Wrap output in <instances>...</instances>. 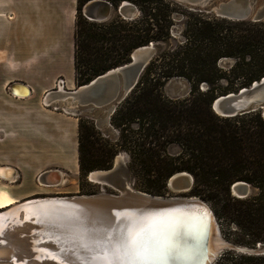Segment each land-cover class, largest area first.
<instances>
[{"label":"trees","instance_id":"1","mask_svg":"<svg viewBox=\"0 0 264 264\" xmlns=\"http://www.w3.org/2000/svg\"><path fill=\"white\" fill-rule=\"evenodd\" d=\"M89 1H77L76 72L81 52L92 57L78 83L87 84L129 63L140 47L154 44L157 55L112 117L111 125L119 135L116 143L95 124L79 123L80 171L108 169L123 151L133 171L153 179L150 188L166 189L173 175L186 172L194 179L191 193L204 201L219 200L226 218L250 238L249 247L264 244V118L256 112L223 118L212 108L218 97L237 93L264 77V23L233 22L186 9L184 39L174 44L175 7L182 9L178 3L106 0L115 8L130 2L140 16L133 21L118 17L108 24H90L82 13ZM223 59L235 60V65L224 71L219 67ZM174 78L191 85L186 98L165 96V85ZM204 83L206 91L201 90ZM170 146L179 147L180 153L168 154ZM240 181L259 193L247 199L234 197L231 187ZM247 260L264 263L263 257Z\"/></svg>","mask_w":264,"mask_h":264},{"label":"water","instance_id":"2","mask_svg":"<svg viewBox=\"0 0 264 264\" xmlns=\"http://www.w3.org/2000/svg\"><path fill=\"white\" fill-rule=\"evenodd\" d=\"M174 1L191 10L204 11L233 22H264V5L255 12L256 0ZM114 10L127 21H133L140 15L138 8L130 2H122L115 8L106 0L87 2L82 8V13L92 22L104 23L111 19ZM156 55L157 48L154 44L140 47L133 51L129 63L108 70L77 89L49 91L46 98L53 100L54 104L59 106L57 109L73 117L100 114L96 120L97 128L103 126L113 129L110 123L118 106L136 88ZM223 61L228 60L223 59L221 62ZM181 81V78H174L170 80L169 85L179 97L183 95V89L179 87V84L182 86ZM19 86L27 87L22 83L13 84L10 87L13 96L17 95L14 90ZM202 87V90H207L205 83ZM60 97H66V104L58 99ZM212 108L223 118H234L255 112L257 109H261L264 115V77L237 93L218 97ZM123 166L120 160L109 170L89 172V175L96 173L98 181L113 190L111 193L35 198L0 212V217L3 218L0 223V253L2 250L7 251L0 257V264H105L104 257L114 260L112 245L103 235H96V229H99L100 225L93 228L91 224L86 223L84 228L70 232L53 227L51 222L53 219L64 220L67 215L75 214L83 219L85 216L104 214L109 210L170 215L173 223L169 225V231L179 252L166 259L152 260L146 264H214L225 250L264 257V244L243 247L224 239L213 210L202 199L182 196L168 198L141 192L132 186ZM57 174V171L50 170L42 176L48 179L50 175ZM193 184V177L186 172L177 173L168 181V186L180 188L179 190H191ZM256 190L242 181L234 183L231 187L232 195L238 199H247ZM55 207L64 209L53 210ZM39 209L44 212V218L36 216ZM31 212L35 217L30 216ZM42 225H48V234L44 238L40 236ZM117 229L118 226L114 231ZM216 241L219 243L216 244Z\"/></svg>","mask_w":264,"mask_h":264},{"label":"crops","instance_id":"3","mask_svg":"<svg viewBox=\"0 0 264 264\" xmlns=\"http://www.w3.org/2000/svg\"><path fill=\"white\" fill-rule=\"evenodd\" d=\"M18 1H5L20 3L22 6L19 13L11 10L5 16L4 0H0V134L4 133V136L0 135V167L17 170L16 175L12 174L15 177L13 180L0 176V189H5L14 203L21 202L25 199L20 198L34 193L33 189H28L25 185L27 178L33 183L36 170H44L42 173L46 171L42 158V166H35V157L30 153L32 146L37 141L43 147V133L50 131L52 127L56 132L55 136H60L62 132L57 123L59 116L67 114L54 113L44 108L42 100L52 91L51 85L57 77L63 75L62 70L67 65L74 66L75 79L74 34L78 4V0H44L47 7L44 14H32L28 10L29 0ZM64 7L70 12V24L57 16ZM17 83L25 84L31 89L29 99L15 97L7 92L9 87ZM52 114L56 117H52ZM46 139L48 141L45 144L49 146L50 137ZM10 170L12 169L2 168L0 174ZM18 177L23 181L21 185L14 184Z\"/></svg>","mask_w":264,"mask_h":264},{"label":"rangeland","instance_id":"4","mask_svg":"<svg viewBox=\"0 0 264 264\" xmlns=\"http://www.w3.org/2000/svg\"><path fill=\"white\" fill-rule=\"evenodd\" d=\"M4 0L3 3V12L5 13V16H7L8 12L13 10L17 13H19V10L22 9V6L20 3H13V2H5ZM19 2L18 0H16ZM174 1V0H172ZM176 2V1H174ZM12 3V4H11ZM178 3V2H176ZM28 10L31 11V13L35 14H44L46 11V5L44 0H29L28 1ZM179 6H182L180 9L179 7H175L176 13L173 16L174 19V27L172 28V37L174 39V44H176L178 41H182L184 39V36L182 35L184 29H185V14H187V10L189 11H195L191 10L190 8L184 6L183 4L178 3ZM121 5V4H120ZM264 5V0H256L255 1V12L262 6ZM78 7V4H77ZM185 9V10H184ZM65 10V11H62ZM139 10V9H138ZM59 12V10H58ZM140 12V11H139ZM198 12V11H195ZM204 12V11H203ZM78 13V9H77ZM207 14L206 12H204ZM185 15V16H184ZM208 15V14H207ZM12 16V15H11ZM57 16L63 20L65 19V23L70 24V12L68 9L62 8L61 12L57 14ZM140 16V15H139ZM138 16V17H139ZM214 17V15H210ZM120 17L123 19L117 11H113L111 19L107 22L104 23H98V22H92L88 20V23L90 24H108L112 22L113 20L117 19ZM76 20H77V15H76ZM124 20V19H123ZM252 22V21H251ZM264 23V22H263ZM71 32V31H70ZM75 33H76V25H75ZM74 47H75V34H74ZM80 57L82 61L79 63L77 62V71L75 69V79H74V66L73 65H67L64 70H62L63 75L57 77L55 80V85H51V89L53 90L54 87L55 89L59 88V84L61 81L65 82L66 84L64 85L65 90H74L77 89L80 86H84L86 84H80L77 82L78 77H82L81 75H84L87 67V60L89 58H92L90 55L83 54L82 52L80 53ZM75 57H76V48H75ZM247 61V60H246ZM87 62V63H86ZM235 60H228V61H223L219 63V67L223 69L224 71H229L234 65H235ZM123 66V65H122ZM88 74V73H86ZM229 76L232 77V73ZM182 79V78H181ZM178 82V81H176ZM182 86L179 84V87L183 89V95L179 97L173 90H171L170 81H168L165 85L164 88V94L167 98L177 100V99H184L186 98L190 92H191V85L189 82H187L185 79H182ZM179 83V82H178ZM88 84V83H87ZM227 82L223 81L222 86H226ZM30 86V85H29ZM203 87H201L202 90ZM208 89V86L206 87ZM203 91H206L203 89ZM7 92L10 93V87L7 89ZM38 93V91H36ZM12 95V94H11ZM30 98V97H29ZM27 98V99H29ZM25 99V100H27ZM64 102V100L62 101ZM42 104L44 108H47L51 110L54 113H63L61 109H57V105H49L45 102V96L42 100ZM120 105L118 106V108ZM117 108V109H118ZM58 111L55 112L54 110ZM117 111V110H116ZM51 112V113H52ZM256 113H261L262 117L264 118L263 111L261 109H257L255 111ZM116 113V112H115ZM252 113V112H251ZM52 117H56L55 114H52ZM100 115V114H99ZM98 114L92 115L91 117L87 116H80V117H73V116H68V115H61L59 122L57 123V127H59L60 131H62L59 135L55 136V131L54 128H50V131L43 133L45 135V140H44V146H40L39 143L36 141L35 145L32 146L30 149V153L34 155V162L35 166L41 165V158L43 165H46V168H44L46 171L50 170H55L57 172H61L63 179L58 185H53L51 187H46V186H41L40 185V177L43 173L42 171L44 170H36L33 174V179L32 182H30V178H27L25 181V185L27 186L28 189H33L34 193L31 195H28L26 197L20 198V200L27 199V198H39V197H54V196H74V195H95L99 194L101 192H107L111 193L113 192L112 189L109 187H105V185L102 184H94L89 180V173L87 172H81L80 167H79V154H78V145H79V131H78V126L80 122H86L90 123L94 127V124L97 128V122L96 120L98 119ZM101 117V116H100ZM112 120V119H111ZM111 124V123H110ZM112 126V125H111ZM113 128V126H112ZM99 131H101L102 135L106 137L107 139L110 140L112 144L116 143L118 140V133L117 131L113 128L110 129L109 127H98L97 128ZM2 132V131H0ZM17 134H19L17 132ZM1 136H4V133L0 134ZM39 135H36L38 137ZM50 137L49 141V146L45 144L48 140L46 138ZM60 137V138H59ZM60 144V145H59ZM180 153V148L177 146H170L168 148V154L171 156H176ZM119 157L122 159V162L124 164V168L128 173L129 180L132 184V186L141 191L145 192L147 194L155 195V196H161V197H186V198H199L191 193L190 190H179L180 188H172L170 186H166V189H161L157 190L156 188H150V185L153 181L151 178L150 180L145 177L144 175L140 174L139 172H135L131 169V164H130V157L126 152H119V154L115 157V159L112 162V165L108 169H103V170H109L112 167H114L115 163L118 161ZM120 159V160H121ZM41 173V174H40ZM22 175V173H21ZM19 178V177H18ZM16 178V182L14 184L16 185H21L23 182L22 180L20 181V178L18 180ZM62 183V184H61ZM13 186L15 187V185ZM33 184V185H32ZM61 184V185H60ZM14 189V188H13ZM259 191H254L252 196L255 194H258ZM251 196V197H252ZM200 199V198H199ZM204 201V200H203ZM208 203L210 208L213 210L218 223L220 225V230L222 237L227 239V241L234 243L235 245L238 246H243V247H249L247 243H249L250 238L245 235V232L243 230H240L237 225L234 223L230 222L228 218H226V214L223 211V204L219 200H207L205 201ZM240 238L243 240V243H240L239 240ZM260 244V243H258ZM250 257H255V256H248L245 254L237 253L232 250H225L224 252L221 253V255L218 257L217 261L214 264H264L263 262H254V261H248ZM264 258V257H263Z\"/></svg>","mask_w":264,"mask_h":264},{"label":"snow or ice","instance_id":"5","mask_svg":"<svg viewBox=\"0 0 264 264\" xmlns=\"http://www.w3.org/2000/svg\"><path fill=\"white\" fill-rule=\"evenodd\" d=\"M83 211V210H77ZM53 227L67 231L84 228L85 224L100 225L96 235H103L112 245L114 260L104 257L105 264H146L166 259L179 252L172 239L170 215H152L142 211H111L95 216L67 215L64 220L53 219ZM118 226V229H116Z\"/></svg>","mask_w":264,"mask_h":264},{"label":"bare ground","instance_id":"6","mask_svg":"<svg viewBox=\"0 0 264 264\" xmlns=\"http://www.w3.org/2000/svg\"><path fill=\"white\" fill-rule=\"evenodd\" d=\"M12 85V84H11ZM65 85V84H64ZM64 85H60L59 86V88H57V89H59V90H61V91H66L65 90V87H64ZM14 92L17 94L15 97H21V98H28V97H30L31 96V94H32V91H31V89L27 86V87H22V86H19V87H16V89L14 90ZM47 95V94H46ZM65 98L66 97H63V98H58L59 100H61V101H63L64 100V102H63V104H66V102H65ZM45 102L47 103V104H49V105H52V104H54V102H53V100H51L50 98H46V96H45ZM55 105V104H54ZM56 107H59L58 105L56 106ZM67 108V107H66ZM65 110H68V109H65ZM71 110V109H70ZM66 114V113H65ZM121 159V158H120ZM121 161H122V159H121ZM118 162H120V160H118ZM3 167H0V169H2ZM3 169H12V170H10V171H6V172H2V174L3 175H1L0 174V176H2V178H5V179H7V180H13V179H15V177H12V174H14L15 173V175H16V173H17V170L15 169V168H12V167H5V168H3ZM59 174H57V175H50L49 177H48V179H44V177L41 175V177H40V183L42 184V185H47V186H49V187H51V186H53V185H58L61 181H62V179H63V176H62V174H61V172H58ZM98 175L96 174V173H92V174H90L89 175V180L92 182V183H96V184H102L103 185V183H101V182H99L98 181V177H97ZM51 181V182H50ZM62 184V183H61ZM60 184V185H61ZM105 187L107 188V186L105 185ZM172 187V186H171ZM172 188H175V187H172ZM54 197H56V196H54ZM39 198H42V197H39ZM30 199H35V198H29V199H25V200H23V201H21V202H18V203H14V199L12 198V197H10V195H9V193L5 190V189H0V212H2V211H5V210H7V209H9V208H11V207H13V206H15V205H17V204H19V203H22V202H24V201H27V200H30ZM56 209H61L60 211H62V209H64V208H53V210H56ZM36 212H38V215H36V216H41V218H44V212L42 211V209H39V210H37ZM32 213V212H31ZM26 214V213H25ZM34 216L35 217V215H34V213H32V214H30V216ZM2 217H0V223L2 222ZM43 226V225H42ZM47 226L48 225H46V226H43L42 227V235H40L42 238H44V236H46L48 233V229H47ZM220 226V225H219ZM1 224H0V229H1ZM219 243V241H216V244H218ZM6 252L7 251H3L2 250V252L0 253V257H3L4 256V254H6ZM16 264H18V263H16ZM22 264H24V263H22Z\"/></svg>","mask_w":264,"mask_h":264},{"label":"built area","instance_id":"7","mask_svg":"<svg viewBox=\"0 0 264 264\" xmlns=\"http://www.w3.org/2000/svg\"><path fill=\"white\" fill-rule=\"evenodd\" d=\"M60 83H61L62 85L66 84V83H64L63 81H61Z\"/></svg>","mask_w":264,"mask_h":264},{"label":"flooded vegetation","instance_id":"8","mask_svg":"<svg viewBox=\"0 0 264 264\" xmlns=\"http://www.w3.org/2000/svg\"><path fill=\"white\" fill-rule=\"evenodd\" d=\"M51 182V181H50ZM44 186H46L47 187V185H44ZM49 187V186H48Z\"/></svg>","mask_w":264,"mask_h":264}]
</instances>
